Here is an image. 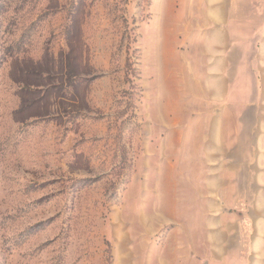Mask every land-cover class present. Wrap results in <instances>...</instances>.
<instances>
[{
    "label": "rangeland",
    "instance_id": "1",
    "mask_svg": "<svg viewBox=\"0 0 264 264\" xmlns=\"http://www.w3.org/2000/svg\"><path fill=\"white\" fill-rule=\"evenodd\" d=\"M188 1L0 0V264H264L263 17Z\"/></svg>",
    "mask_w": 264,
    "mask_h": 264
},
{
    "label": "crops",
    "instance_id": "2",
    "mask_svg": "<svg viewBox=\"0 0 264 264\" xmlns=\"http://www.w3.org/2000/svg\"><path fill=\"white\" fill-rule=\"evenodd\" d=\"M259 6V9L255 11L254 14L261 15L264 21V0H254ZM250 2H253L252 0ZM189 4L196 3L199 7L198 13L195 16H206L211 18H227L228 21L225 24L221 25H231V20L236 17L238 0H189ZM193 5V4H192ZM200 12H205L202 14ZM194 16V15H193ZM230 34V33H229ZM255 34V33H254ZM259 38L258 43L256 44V49L259 52L264 53V22L260 30L256 33ZM255 36V35H253ZM236 43H231L229 46L224 47L226 49L236 48ZM261 53V54H262ZM256 69L253 73L254 81L257 82L256 87V98L264 97V57L256 58ZM243 79H239L241 83Z\"/></svg>",
    "mask_w": 264,
    "mask_h": 264
}]
</instances>
